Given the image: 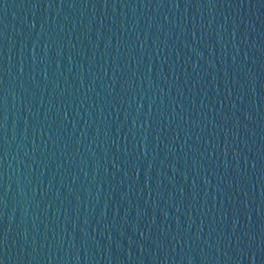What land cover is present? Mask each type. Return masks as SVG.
<instances>
[{
	"label": "water",
	"instance_id": "95a60500",
	"mask_svg": "<svg viewBox=\"0 0 264 264\" xmlns=\"http://www.w3.org/2000/svg\"><path fill=\"white\" fill-rule=\"evenodd\" d=\"M0 264H264V0H0Z\"/></svg>",
	"mask_w": 264,
	"mask_h": 264
}]
</instances>
